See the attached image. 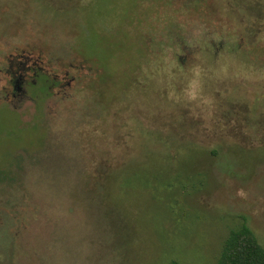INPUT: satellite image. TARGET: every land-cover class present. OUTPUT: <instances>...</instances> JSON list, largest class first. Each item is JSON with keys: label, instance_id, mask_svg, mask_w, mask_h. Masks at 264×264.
<instances>
[{"label": "rangeland", "instance_id": "obj_1", "mask_svg": "<svg viewBox=\"0 0 264 264\" xmlns=\"http://www.w3.org/2000/svg\"><path fill=\"white\" fill-rule=\"evenodd\" d=\"M244 224L264 0H0V264H216Z\"/></svg>", "mask_w": 264, "mask_h": 264}, {"label": "trees", "instance_id": "obj_2", "mask_svg": "<svg viewBox=\"0 0 264 264\" xmlns=\"http://www.w3.org/2000/svg\"><path fill=\"white\" fill-rule=\"evenodd\" d=\"M12 64L11 81L19 78V72L23 73L32 68L26 59H14ZM44 73V77H46ZM48 76V75H47ZM47 82L49 79H47ZM95 208L96 202L91 201ZM99 214V213H98ZM216 264H264V246L260 243L253 230L246 224L233 229L223 242L222 250Z\"/></svg>", "mask_w": 264, "mask_h": 264}, {"label": "flooded vegetation", "instance_id": "obj_3", "mask_svg": "<svg viewBox=\"0 0 264 264\" xmlns=\"http://www.w3.org/2000/svg\"><path fill=\"white\" fill-rule=\"evenodd\" d=\"M24 79L23 78V73L22 72H19V78L15 80V83H14V86L17 90H21L22 89V83L24 82Z\"/></svg>", "mask_w": 264, "mask_h": 264}]
</instances>
